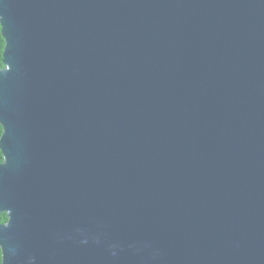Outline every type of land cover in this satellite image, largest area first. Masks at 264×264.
Wrapping results in <instances>:
<instances>
[{"label":"water","instance_id":"95a60500","mask_svg":"<svg viewBox=\"0 0 264 264\" xmlns=\"http://www.w3.org/2000/svg\"><path fill=\"white\" fill-rule=\"evenodd\" d=\"M2 264H264V0H0Z\"/></svg>","mask_w":264,"mask_h":264},{"label":"trees","instance_id":"16d2710c","mask_svg":"<svg viewBox=\"0 0 264 264\" xmlns=\"http://www.w3.org/2000/svg\"><path fill=\"white\" fill-rule=\"evenodd\" d=\"M0 36H2V35H0ZM3 47H4V39L2 40V42H0V68L4 66V64L2 62ZM1 132L2 131H0V135H1ZM2 159H3V156H2V153H1V150H0V162L2 161ZM6 219H7L6 213L5 212H0V223L5 222ZM0 261H1V249H0Z\"/></svg>","mask_w":264,"mask_h":264},{"label":"snow or ice","instance_id":"6c2138e0","mask_svg":"<svg viewBox=\"0 0 264 264\" xmlns=\"http://www.w3.org/2000/svg\"><path fill=\"white\" fill-rule=\"evenodd\" d=\"M3 34V28L2 26H0V35ZM4 126L2 124H0V128H3ZM0 264H2V261H0Z\"/></svg>","mask_w":264,"mask_h":264},{"label":"clouds","instance_id":"9594fccd","mask_svg":"<svg viewBox=\"0 0 264 264\" xmlns=\"http://www.w3.org/2000/svg\"><path fill=\"white\" fill-rule=\"evenodd\" d=\"M2 40H3V37L0 36V42H2ZM0 131H2V128H0Z\"/></svg>","mask_w":264,"mask_h":264}]
</instances>
